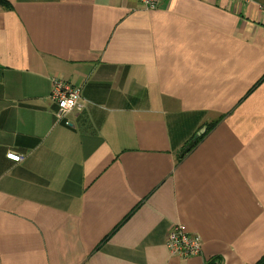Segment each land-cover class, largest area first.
<instances>
[{
	"label": "crops",
	"instance_id": "crops-1",
	"mask_svg": "<svg viewBox=\"0 0 264 264\" xmlns=\"http://www.w3.org/2000/svg\"><path fill=\"white\" fill-rule=\"evenodd\" d=\"M0 264H264V0H0Z\"/></svg>",
	"mask_w": 264,
	"mask_h": 264
},
{
	"label": "built area",
	"instance_id": "built-area-1",
	"mask_svg": "<svg viewBox=\"0 0 264 264\" xmlns=\"http://www.w3.org/2000/svg\"><path fill=\"white\" fill-rule=\"evenodd\" d=\"M147 8H155L164 0H139ZM247 1V0H243ZM53 88L49 94V100L55 104L52 110L56 121L67 123L66 115L78 104L80 88L60 80L53 79ZM5 156L13 161L21 160L20 155L7 152ZM165 244L169 252L178 257H188L199 254L201 238L196 234L186 232L179 224L172 225L166 232Z\"/></svg>",
	"mask_w": 264,
	"mask_h": 264
},
{
	"label": "trees",
	"instance_id": "trees-1",
	"mask_svg": "<svg viewBox=\"0 0 264 264\" xmlns=\"http://www.w3.org/2000/svg\"><path fill=\"white\" fill-rule=\"evenodd\" d=\"M219 120H220V118H216V119L212 120L211 122H208L205 125V129H204L203 134L196 136L194 139V142L195 143L198 142Z\"/></svg>",
	"mask_w": 264,
	"mask_h": 264
},
{
	"label": "water",
	"instance_id": "water-1",
	"mask_svg": "<svg viewBox=\"0 0 264 264\" xmlns=\"http://www.w3.org/2000/svg\"><path fill=\"white\" fill-rule=\"evenodd\" d=\"M191 145H192V143L190 142V143L188 144V146L184 147V148L182 149V151H181V154H184L185 152H187L188 149H189V147H190Z\"/></svg>",
	"mask_w": 264,
	"mask_h": 264
}]
</instances>
